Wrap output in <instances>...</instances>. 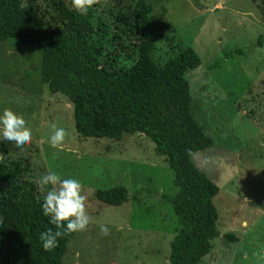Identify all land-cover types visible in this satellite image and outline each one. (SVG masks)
I'll list each match as a JSON object with an SVG mask.
<instances>
[{"label":"rangeland","instance_id":"1","mask_svg":"<svg viewBox=\"0 0 264 264\" xmlns=\"http://www.w3.org/2000/svg\"><path fill=\"white\" fill-rule=\"evenodd\" d=\"M148 1L155 58L165 61L188 47L200 58L185 79L191 115L212 145L191 159L219 189L212 202L220 236L235 233L239 238L229 245L220 236L214 239L200 264H264V0ZM64 2L73 9L71 0ZM129 2L101 0L86 15L93 42L104 50L100 60L105 64L114 53L119 57L109 62L121 69L136 60L131 50L117 49L112 35L115 18ZM40 61L38 51L28 53L20 42H0V114L10 109L22 115L32 132L23 151L11 145L0 160L28 163L23 181L32 183L40 200L36 182L48 171L81 182L93 223L71 235L61 264H168L180 225L161 198L177 192L166 158L156 155L154 144L141 133L118 141L79 137L70 102L40 82ZM52 124L68 132L59 148L49 142ZM113 187L126 189L125 204L111 207L95 199L97 190ZM100 224L110 230L107 236L101 235Z\"/></svg>","mask_w":264,"mask_h":264},{"label":"trees","instance_id":"2","mask_svg":"<svg viewBox=\"0 0 264 264\" xmlns=\"http://www.w3.org/2000/svg\"><path fill=\"white\" fill-rule=\"evenodd\" d=\"M151 13L148 0H130L115 18L112 35L117 49L136 55L127 69L111 65L119 57L114 53L102 63L104 50L93 42L91 20L64 0L26 4L0 0V42L14 40L28 53L39 52L40 82L50 94L70 102L79 137L118 141L141 133L154 144L156 155L166 158L177 188L174 196H161L180 225L170 243L168 264H200L220 236L212 202L219 189L191 159L212 145L191 115L190 85L185 79L187 71L200 65V58L188 47L165 61L157 60L155 39L148 30ZM220 60L225 61L219 59L210 72L221 65ZM10 150V144L0 142V158ZM27 172L29 165L22 160H0V264H61L72 234L59 238L52 251L43 250L40 234L55 228L43 215V200L32 183L23 181ZM94 196L111 207L128 201L123 187L97 190ZM220 239L225 245L239 242L235 233Z\"/></svg>","mask_w":264,"mask_h":264},{"label":"clouds","instance_id":"3","mask_svg":"<svg viewBox=\"0 0 264 264\" xmlns=\"http://www.w3.org/2000/svg\"><path fill=\"white\" fill-rule=\"evenodd\" d=\"M101 0H71L73 10L79 15H87L89 10L99 5ZM53 134L50 137V145L59 148L68 136V132L51 125ZM32 132L27 127L22 115L14 113L10 109H4L0 114V142H7L17 150L23 151L31 143ZM38 191L43 194L42 212L48 217L49 228L39 236L44 251H52L58 246L59 238L73 233L83 232L93 223V218L86 209V197L83 194V186L80 181L70 178H62L57 172L48 171L37 180ZM3 218L0 217V224ZM101 235L107 236L110 230L100 224Z\"/></svg>","mask_w":264,"mask_h":264}]
</instances>
